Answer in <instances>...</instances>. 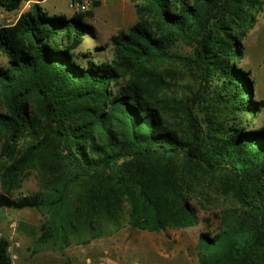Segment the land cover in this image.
I'll return each mask as SVG.
<instances>
[{
    "label": "trees",
    "instance_id": "16d2710c",
    "mask_svg": "<svg viewBox=\"0 0 264 264\" xmlns=\"http://www.w3.org/2000/svg\"><path fill=\"white\" fill-rule=\"evenodd\" d=\"M25 1L14 25L0 27V211L48 215L37 229L17 227L35 237L32 254L125 226L190 228L192 201L214 194L231 198L246 222L201 234L198 264H264V125L254 123L264 101L236 66L264 0H129L137 20L110 38L109 60L99 48L81 52L90 12L49 15L45 0L0 7L16 12ZM183 70L196 85L168 98ZM31 169L43 192L14 198ZM9 245L0 238V264H12Z\"/></svg>",
    "mask_w": 264,
    "mask_h": 264
},
{
    "label": "rangeland",
    "instance_id": "374dc122",
    "mask_svg": "<svg viewBox=\"0 0 264 264\" xmlns=\"http://www.w3.org/2000/svg\"><path fill=\"white\" fill-rule=\"evenodd\" d=\"M27 2L31 3V1H25L22 3L21 8ZM58 3L59 5L61 3L67 5L68 0H59ZM42 6L46 8L47 4L42 3ZM57 14L56 16H60L64 14V11H59ZM67 14L73 16L77 15L78 12L73 11L72 14L67 12ZM94 37L93 34L85 37L81 52H91L98 47L101 49L98 55L102 59L109 60L112 57L110 43L95 45L90 41ZM239 46L242 49V54H239L241 60L236 66L247 72L250 79L254 81L256 94L253 99L264 101V11L257 14L254 28L248 32L246 37L240 40ZM178 51L182 54H188L191 49L187 46H181ZM0 66H6V58L1 54ZM173 68L182 70L180 66H174ZM177 83L179 87H173L165 92L168 98L176 97L180 99L183 92L189 94V89L196 85L194 75L187 70L182 71V76L177 78ZM254 123L258 128L264 125V109L254 119ZM23 146H25L24 142L18 143L16 150L21 149ZM2 151L3 145L0 142V167L6 164V157L2 154ZM40 177L38 169L26 171L20 178V187L12 190L11 195L16 198L20 195L43 192ZM2 191L0 178V194ZM192 205L195 207L198 217V223L195 226L183 229H167L164 232H153L150 234V238L147 236L142 237V248L137 245H133V248L130 247L129 251L135 256H126L122 260V264H144L145 262L146 264H198V240L201 234L207 233L210 237L215 236L224 229L226 220L234 224L246 222V213L227 196L212 194L202 204L193 200ZM47 220V214L34 209L20 211L6 209L0 211V238L7 239L15 251L17 258L13 264H66L67 262L70 264H83L84 257L81 255V249L85 251L86 244L82 243L71 244L62 250L57 246L32 254V242L35 237L19 232L17 227L18 225H25L28 230L30 228L37 229ZM110 230L102 232L101 237H109L107 233ZM134 241L138 242L137 239H134ZM120 258L122 257L120 256Z\"/></svg>",
    "mask_w": 264,
    "mask_h": 264
},
{
    "label": "crops",
    "instance_id": "0c3cea01",
    "mask_svg": "<svg viewBox=\"0 0 264 264\" xmlns=\"http://www.w3.org/2000/svg\"><path fill=\"white\" fill-rule=\"evenodd\" d=\"M58 1L45 0L43 3H46L47 7L44 8L42 3L41 6L49 15L64 11L62 16L72 17L67 14L69 12L66 8L68 3L59 5ZM89 12V17L84 20L92 28L95 37L90 41L95 45L109 42L110 38L119 31L127 32L137 20L134 5L129 0H93ZM20 13L17 15L14 12L9 13L0 7V14H3V18L7 20L16 22ZM152 233L127 226L109 237L92 240L86 244L85 251L81 249V255L84 257L83 264H122L126 256H135L129 251L130 247L137 245L142 248L141 238L144 236L150 238Z\"/></svg>",
    "mask_w": 264,
    "mask_h": 264
},
{
    "label": "built area",
    "instance_id": "2783aa9c",
    "mask_svg": "<svg viewBox=\"0 0 264 264\" xmlns=\"http://www.w3.org/2000/svg\"><path fill=\"white\" fill-rule=\"evenodd\" d=\"M92 2H93V0H69L67 8L71 14L73 11H76L78 13H88L90 11L91 6H92ZM31 4H32V1H31V3L27 2L26 4H24V6H22L21 9H19L18 11L14 12V13H16V15H17L21 11H23V12L27 11L30 8ZM20 15H21V13H20ZM3 17H4L3 14H0V27L14 25L15 21L7 20V18H3ZM1 19L5 20V21L2 22ZM1 22H2V24H1ZM8 252H9V255L11 258V262L13 264L14 260H16L17 257H16V253H15L12 245H9Z\"/></svg>",
    "mask_w": 264,
    "mask_h": 264
}]
</instances>
